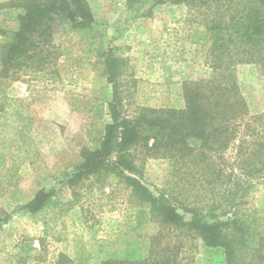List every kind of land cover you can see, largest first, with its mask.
Returning <instances> with one entry per match:
<instances>
[{
	"label": "rangeland",
	"instance_id": "obj_1",
	"mask_svg": "<svg viewBox=\"0 0 264 264\" xmlns=\"http://www.w3.org/2000/svg\"><path fill=\"white\" fill-rule=\"evenodd\" d=\"M11 2L0 0V112L8 98H27L28 111L40 121L46 141L31 161L15 160L12 153L0 158V264H224L225 248L204 245L190 223L193 216L210 223L230 216L232 191L244 180L236 147L244 134L223 153L202 147L193 134L169 153L139 143L132 148L137 172L126 174L170 203L183 223L164 221L152 203L121 182L114 165L86 181L77 196L60 184L80 167L84 151L100 148L111 122L109 115L96 118L70 105L71 97H94L105 104L112 100L113 88L103 68L106 55L113 51L127 59L119 77L124 84L123 114L135 116L145 105L156 110L150 117L163 124L169 116L162 110L184 109L187 81H214L219 75L208 53L210 36L195 42V30L215 23L214 14L191 4L88 0L94 16L90 27L70 31L64 19L55 26L56 42L72 47L70 83L69 75L49 81L24 70L1 73L3 47L19 27L20 10ZM224 14L221 26L230 20V12ZM232 68L250 122L264 114V68L243 62ZM165 130L160 131L164 137ZM8 136L0 132V139ZM252 183L245 207L255 210L264 226V179ZM61 187L51 200V229L46 232L25 205L40 189Z\"/></svg>",
	"mask_w": 264,
	"mask_h": 264
},
{
	"label": "trees",
	"instance_id": "obj_2",
	"mask_svg": "<svg viewBox=\"0 0 264 264\" xmlns=\"http://www.w3.org/2000/svg\"><path fill=\"white\" fill-rule=\"evenodd\" d=\"M139 1L128 0L130 5ZM154 2L191 4L214 14L215 23L206 22L204 29L195 30L198 36L195 42L202 43L210 36L208 53L213 58L214 71L219 70L217 79L187 81L184 109L162 110V115L169 117L159 124L160 121L150 117L156 110L149 106L140 107L135 116L123 114L124 84L119 77L127 59L114 55L113 51L108 53L103 68L113 88L112 100L105 104L94 97H71L70 105L73 111L89 112L96 118L109 115L111 122L105 127L100 148L84 151V161L80 167L60 184L77 196L86 181L114 165L112 171L121 182L152 203L164 221L183 223L182 216L170 203L155 198L138 178L126 174L137 172L132 148L139 143L148 150L159 147L169 153L178 143L184 145L187 137L193 134L201 139L202 147L223 153L236 143L240 133L244 134L249 138L235 144L239 149L237 160L239 158V169L243 171L244 180H239L238 190L232 191L230 216L226 221L217 219L211 223L193 216L190 224L198 230L204 245L225 248L224 264H264V226L254 216L256 211L245 207V195L253 186L252 182L264 179V114L246 121L247 104L232 68L239 62L260 64L264 68V0ZM11 3L20 10L19 27L12 41L3 47L1 73L15 74L24 70L31 72L35 79L49 81H63L69 75L68 82H73L70 77L72 67L68 63L72 47L64 45V42H56L55 26L64 19L70 31L90 27L94 16L88 0H12ZM225 11L230 12V20L227 25L221 26ZM67 42L71 40L67 39ZM9 101H14L16 105ZM7 102L0 112V132L5 130L9 136L0 139V158L4 160L6 154L12 153L15 160L20 157V162L31 161L33 156L39 154L38 145L46 141L40 121L29 113L27 98H8ZM164 127L168 131L165 137L160 132ZM152 140L154 142L149 147ZM111 159H114L112 164L109 163ZM62 187L40 189L25 205L34 219L43 223L46 232L51 229V200L62 191ZM236 195H239L238 200L235 199Z\"/></svg>",
	"mask_w": 264,
	"mask_h": 264
}]
</instances>
